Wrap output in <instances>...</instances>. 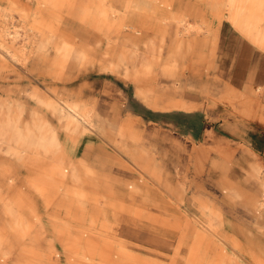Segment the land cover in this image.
<instances>
[{"label": "rangeland", "instance_id": "obj_1", "mask_svg": "<svg viewBox=\"0 0 264 264\" xmlns=\"http://www.w3.org/2000/svg\"><path fill=\"white\" fill-rule=\"evenodd\" d=\"M178 1L181 3L178 8L185 10L190 21L195 24L205 22L208 27L200 32L193 30L189 34H179L174 21L156 22L141 40L140 49L142 53H148L146 42L155 40L158 47L161 45V58L153 67V73L143 79L134 74L140 67L138 61L130 62L127 73L124 67L105 71L102 64L116 63L119 49L114 48L106 54V36L88 33L65 9L55 14L62 27L59 38L89 47L91 61L76 63L71 58L64 64L55 60L53 43L47 46L48 50L39 48L44 39L36 38L30 29V25L38 20H50L52 12L35 0H0V102L22 107L25 122L31 120L34 113L40 114L60 131L62 137L65 133L58 115L39 104L33 94L38 93L58 104L68 100L89 103L96 115V126L82 129L70 147L78 159L100 168L99 180L114 188V196L110 197L124 204L125 210H111L110 221L116 237L130 243L136 254L158 258L164 264L169 261L166 258L174 246L168 244L173 241L176 245L178 236L166 241L160 228L135 210L144 207L158 216L157 207L142 203L143 192L132 199L128 194L139 185L148 192L152 203L159 202L165 191L164 182L169 180L175 184L177 196L184 199L181 207L177 206L179 211L197 218L199 199L209 201L221 210L226 234L238 239L247 250L248 254L240 255V261L254 264L252 253L264 259V212L258 209L257 202L261 189L252 174V165L261 166L264 171V135L260 136L264 129V49L236 31L228 20L220 23L211 5L204 0ZM6 11L11 15L5 16ZM175 38L196 40L190 49L189 43H185L177 61L172 60L177 50ZM127 40L126 34L120 36V44L131 47ZM261 86L262 90L259 89ZM140 89L156 95L158 107L155 108H169L160 103L179 100L192 107L154 109L140 98L143 97ZM99 125L107 136L122 140L129 148L136 147L138 156L144 151L149 166L158 168L161 183L141 173L127 153L105 141L99 135ZM215 143L223 144L224 150H215L212 147ZM5 159L0 151V160ZM100 159L109 162L108 165L102 166ZM225 166L231 167L230 179L237 189L234 196L221 180ZM17 171L21 179L32 175L19 165ZM87 190L108 198L109 191ZM51 211L49 215L41 206L47 221L53 215L67 220L62 210ZM4 218L0 209V222ZM173 218L172 225H176L174 221L178 225L184 219L182 216ZM55 226L49 221L48 235H54ZM213 239L210 236V240ZM55 243L61 251V264H70L63 253V245L58 240ZM41 245L42 249H47L46 240H42ZM221 245H217L218 249ZM229 251L236 253L230 247ZM184 253H187L186 249ZM9 263H15V256Z\"/></svg>", "mask_w": 264, "mask_h": 264}, {"label": "bare ground", "instance_id": "obj_2", "mask_svg": "<svg viewBox=\"0 0 264 264\" xmlns=\"http://www.w3.org/2000/svg\"><path fill=\"white\" fill-rule=\"evenodd\" d=\"M35 1L41 7L49 9L53 15L50 20L33 22L30 29L36 38L44 39L39 48L48 50L47 46L53 43L55 60L64 64L71 58L76 63L91 61L89 47L59 38L62 27L55 14L65 9L88 33L106 36L108 41L106 54H110V50L114 48L119 49L115 56L118 57L116 63L102 64L105 71H117L124 67L127 73L131 67L130 62L138 61L140 67L134 74L137 78L143 79L153 73V67L161 58V45L158 47L155 40L146 42L148 53H142L140 49L141 40L156 22L174 21L179 34H189L193 30L200 32L208 27L205 22L195 24L190 21L185 10L178 8L181 4L178 0ZM204 2L211 5L213 14L220 23L224 19L228 20L236 31L254 45L264 49V0H204ZM10 15V11L5 12V16ZM162 15L167 17L163 18ZM113 34L116 35L115 39L112 38ZM122 34L128 36L127 43L130 41L131 47L120 44ZM175 41L177 50L172 55L173 61L181 57V49L186 42L189 43V49L195 46L196 42L193 38H175ZM259 89L262 90V86ZM139 93L149 105L158 107L156 95L150 90L140 89ZM231 94L234 97L233 91ZM33 95L39 104L50 108L58 115L59 121L63 123L65 137H62L60 131L40 114L34 113L31 120L25 122L22 107L0 102V151L6 158L0 160V209L5 216L4 221L0 222V264H10L13 256L14 264H61V251L56 247V240L63 245V253L70 264H164L158 258H146L136 254L130 248V243L116 237L110 213L112 209L125 210L124 204L111 198L114 196V188L107 182L99 180L100 168L96 169L87 161L78 159L74 149L70 147V143L82 129L96 126V115L93 114L89 103L68 100L58 104L56 101L41 97L38 93ZM171 106L192 107L181 100ZM98 131L105 141L127 153L141 173L161 183L158 168L150 167L146 160H141L136 147L129 148L122 140L107 136L100 125ZM100 163L105 166L109 162L100 159ZM17 165L32 175L21 179ZM137 186L134 190L128 191L130 198L143 192L142 203L145 206L157 207L160 213L157 216L151 213V209L143 207L135 209L138 215L147 217L149 223L157 225L166 241L172 236H178L176 245H173L171 240L169 244L167 243L174 248L171 254L167 253L169 257L166 259L169 261L166 264H244L240 261V255L248 254L247 250L238 239L226 234L223 212L209 201L199 199V205L195 202L199 215L192 218L188 212L177 209V206L181 207L184 199L177 196L178 190L173 181L164 182L165 191L161 200L153 203L151 197H148L150 196L148 192ZM89 188L109 191L108 198L88 191ZM257 202L258 209L264 212L263 189ZM41 206L49 215L53 212L51 210L55 211L56 208L62 210L67 220L53 215V218L49 216L47 221L41 212ZM177 216L184 218L182 223L177 225V221H174L176 225H172L171 220ZM49 221L50 224L56 225L52 232L54 235H48ZM56 223L61 226L58 227ZM75 231H78V234ZM210 236L214 239L210 240ZM42 240L47 241L46 250L41 248ZM220 243L222 245L218 249L217 245ZM229 247L236 253L231 254ZM184 249L187 250L186 254H183ZM252 258L254 264H264V259L253 253Z\"/></svg>", "mask_w": 264, "mask_h": 264}, {"label": "crops", "instance_id": "obj_3", "mask_svg": "<svg viewBox=\"0 0 264 264\" xmlns=\"http://www.w3.org/2000/svg\"><path fill=\"white\" fill-rule=\"evenodd\" d=\"M140 97V96H139ZM144 102L145 104H147L149 107H152L154 109H173V108H178V107H169V108H155L151 105L148 104V102L145 100L144 97H140ZM176 101H168V102H165V103H160L161 105L164 104V105H172L174 104ZM261 134L260 136L262 137L264 135V129H261ZM212 147L215 149V150H219V151H223L224 150V146L223 144H218V143H215L212 145ZM144 151L141 152V155H139V158L141 160H147L145 158V153H143ZM231 167L230 166H225L224 171L221 172V180H222V183L230 190L232 196L236 195L237 193V189H236V185L234 182L231 181L230 179V169ZM252 174L253 176H255L256 180L258 181V184H259V187L260 189L264 190V171L262 170V167L261 166H258V165H252Z\"/></svg>", "mask_w": 264, "mask_h": 264}]
</instances>
